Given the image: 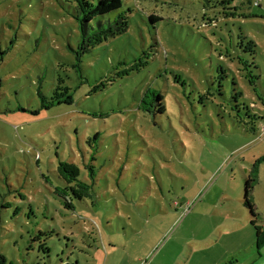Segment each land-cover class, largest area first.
<instances>
[{
  "label": "rangeland",
  "instance_id": "obj_1",
  "mask_svg": "<svg viewBox=\"0 0 264 264\" xmlns=\"http://www.w3.org/2000/svg\"><path fill=\"white\" fill-rule=\"evenodd\" d=\"M234 2L125 0L129 31L98 37L81 79L76 0H0V264L264 257L245 205L251 176L264 227V0ZM227 26L255 53L241 61L257 64L259 85L216 38L212 49L207 37ZM58 86L75 91V103L34 115L38 91L52 97ZM152 89L165 97L164 115L140 109ZM98 141L96 196L69 210L55 194L59 161L86 172Z\"/></svg>",
  "mask_w": 264,
  "mask_h": 264
},
{
  "label": "trees",
  "instance_id": "obj_2",
  "mask_svg": "<svg viewBox=\"0 0 264 264\" xmlns=\"http://www.w3.org/2000/svg\"><path fill=\"white\" fill-rule=\"evenodd\" d=\"M234 1L235 0H231L232 4L235 3ZM76 2L79 11L76 15V18L78 20L79 30L82 36V42L80 46L82 53H77L79 62L74 65V68L79 77L82 79L83 69L81 58L82 56L89 54L92 49L95 48L94 45H97V38L109 33L112 29H115V32L118 33L116 37L122 36L129 31L130 22L129 17H125V15L127 14L124 11V8L126 6L125 0H95L90 3H88L86 0H76ZM255 6H260V3H256ZM150 20L151 23H158L161 22L163 18L160 16L151 15ZM225 30L227 33H222V31H213L210 33V37H205L210 39L209 43L211 44L214 52L218 49L220 50V47H218V45L213 41V38H216L220 44H223L226 47L225 50H222V52L224 53L222 54V56H224L225 54H230L233 57H236L237 60H240L241 65L247 75L246 79H248L250 84L254 85L256 83L254 80L252 81V79L256 78L253 74H257L259 78L257 80V85H259V73H261L260 68L258 66H254L257 65L256 63H253V67H250L247 65V61H241L246 57L254 56L255 53L251 54L249 51L244 49L245 47H239L237 42L238 39H236L237 32H235L234 29L227 26ZM214 32H216V34H214ZM242 33L243 32L241 30V34ZM246 36L247 41L250 42L249 45H251L252 39L250 38L249 34H247ZM86 46H88L89 49H86ZM219 59L223 61L221 55ZM217 71H220L227 76L224 67H220ZM254 71H256L257 73ZM233 82L236 86L235 80H233ZM58 89L59 86L55 90V93L52 97L44 95L41 89L38 91L42 104L41 108L33 113L34 115H40L43 110L50 111L58 106L73 105L75 103V91H71L69 93L66 92V94L64 93V95L63 93H57ZM236 91L237 90H235V92ZM256 92H258V88H256ZM238 94H234V103L236 102L237 104H240L237 100ZM239 107L236 106L234 109H237ZM140 109L143 112L154 116H156L157 114L164 115L167 112V105L163 93L159 90L152 89L146 95V97L142 99ZM238 110H240V108ZM246 113L249 114V112ZM249 115L247 116L249 117ZM100 134L101 133H96L94 137L88 140V143L90 145H93V141H95L97 138L100 140ZM93 149V155H91V158L89 160V162L91 163L87 164L86 162L85 164L86 172L75 163L62 160L59 161L57 172L59 178L63 182V187L57 189L55 191V194L62 200L64 206L69 210H75L76 202H82L88 199L93 200L96 196L95 181L97 178V169L95 165L92 164V162L97 159V157H95V153L99 149V141L93 146ZM261 161L264 163V157ZM84 172L85 174H87L86 179L82 178V174ZM254 184L255 179L249 176L246 181L245 205L251 212V224L255 228V231L257 233V246L259 249H261L262 246H264V227H261L258 224L259 215L257 213V208L252 196Z\"/></svg>",
  "mask_w": 264,
  "mask_h": 264
},
{
  "label": "crops",
  "instance_id": "obj_3",
  "mask_svg": "<svg viewBox=\"0 0 264 264\" xmlns=\"http://www.w3.org/2000/svg\"><path fill=\"white\" fill-rule=\"evenodd\" d=\"M263 260H264V257H262L261 260L259 262H257L256 264H264V261Z\"/></svg>",
  "mask_w": 264,
  "mask_h": 264
}]
</instances>
